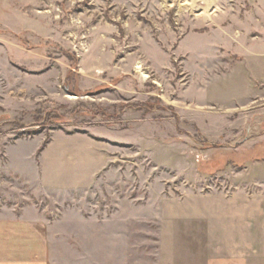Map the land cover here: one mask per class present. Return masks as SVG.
Returning <instances> with one entry per match:
<instances>
[{
  "label": "rangeland",
  "instance_id": "obj_1",
  "mask_svg": "<svg viewBox=\"0 0 264 264\" xmlns=\"http://www.w3.org/2000/svg\"><path fill=\"white\" fill-rule=\"evenodd\" d=\"M260 76L264 0H0V218L112 264L134 206L132 259L159 264L160 218L264 202Z\"/></svg>",
  "mask_w": 264,
  "mask_h": 264
},
{
  "label": "crops",
  "instance_id": "obj_2",
  "mask_svg": "<svg viewBox=\"0 0 264 264\" xmlns=\"http://www.w3.org/2000/svg\"><path fill=\"white\" fill-rule=\"evenodd\" d=\"M239 192L246 194L243 189ZM131 207L127 216L111 218L119 224L111 232V239L117 241L112 264H135L132 256L136 246L134 241L130 243L135 231L130 222H135L136 216L135 207ZM159 220L155 254L159 264H264L263 201L242 194L227 199L217 196L213 201L195 203L185 214ZM126 224L127 231L119 228ZM44 225L42 219L25 216L0 218V264H54ZM84 257L80 252L79 262L70 259V264L92 262Z\"/></svg>",
  "mask_w": 264,
  "mask_h": 264
}]
</instances>
